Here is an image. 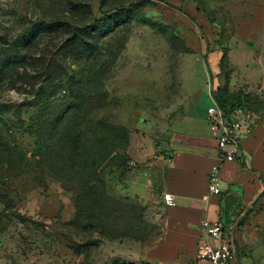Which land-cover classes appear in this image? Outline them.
I'll return each mask as SVG.
<instances>
[{
    "label": "rangeland",
    "instance_id": "1",
    "mask_svg": "<svg viewBox=\"0 0 264 264\" xmlns=\"http://www.w3.org/2000/svg\"><path fill=\"white\" fill-rule=\"evenodd\" d=\"M229 1L0 0V264H152L160 225L125 194L130 168L202 91L264 119V42L237 37ZM100 22L114 31L93 33ZM90 132L76 168L61 153ZM261 198L239 225L251 239Z\"/></svg>",
    "mask_w": 264,
    "mask_h": 264
},
{
    "label": "crops",
    "instance_id": "2",
    "mask_svg": "<svg viewBox=\"0 0 264 264\" xmlns=\"http://www.w3.org/2000/svg\"><path fill=\"white\" fill-rule=\"evenodd\" d=\"M227 4L237 37L250 39L253 44L264 42V0H230ZM255 6L261 9L256 10ZM258 16L261 21L256 22ZM212 100L205 91L196 99L187 98L181 114L172 122V131L158 146L159 153L151 161L139 160L127 173L125 194L130 200L144 201L160 225L158 236L143 244L145 257L152 264H204L197 261L199 244L205 238L203 219L222 222L232 229L236 258L230 264H241L242 251L247 257L253 256L255 264H264L263 228L255 239L242 226L233 235L237 222L264 195V119L253 123L251 133L242 143L241 157L222 164V192L209 195V173L220 164L217 136L207 119V107ZM152 150L157 149L153 146ZM165 193L173 195L176 206L165 204ZM157 209L161 217L156 215ZM260 209L259 203L249 219L262 216ZM211 241L219 244L217 240Z\"/></svg>",
    "mask_w": 264,
    "mask_h": 264
},
{
    "label": "built area",
    "instance_id": "3",
    "mask_svg": "<svg viewBox=\"0 0 264 264\" xmlns=\"http://www.w3.org/2000/svg\"><path fill=\"white\" fill-rule=\"evenodd\" d=\"M207 107V119L211 130L216 134L220 150V164L214 165L208 176L209 195H218L222 192L223 180L220 175L221 166L227 161L238 160L242 155V143L251 133L253 119L251 112L244 105L227 112L216 100ZM164 202L169 207L176 206L171 193L164 194ZM156 215L161 217L157 209ZM201 228L205 236L199 244L197 261L204 264H230L236 258L235 248L231 237V228H225L222 222L203 219ZM228 230V231H227ZM211 240L219 241L214 245Z\"/></svg>",
    "mask_w": 264,
    "mask_h": 264
},
{
    "label": "trees",
    "instance_id": "4",
    "mask_svg": "<svg viewBox=\"0 0 264 264\" xmlns=\"http://www.w3.org/2000/svg\"><path fill=\"white\" fill-rule=\"evenodd\" d=\"M125 8V7H124ZM121 9L119 12H118V15L119 14H121L123 11L122 10H125V9ZM197 9H199V7H197ZM116 17H117V15H116ZM115 17V18H116ZM108 23L107 22H100L99 23V25H95L93 28H92V32L94 33V32H96L97 31V29L99 28V29H103V28H106V25H107ZM61 25V23H58V22H56V23H52V24H48V25H45L44 27L46 28V27H51V26H60ZM111 27H107L106 29H104V33L105 32H107V33H109V32H112V31H114V29H110ZM109 29V30H108ZM80 31V32H88L89 31V29L88 28H84V29H81V28H76V30H74V32L75 31ZM90 43V46H91V49L93 48V46H94V43H93V41H91V42H89ZM217 102V101H216ZM221 107H223L224 109H225V111H227V112H230V111H232V110H234L236 107H238V106H240V105H243L241 102H237V103H235V104H232V103H229V102H221V103H219V102H217ZM92 121V119L91 118H89L88 120L87 119H85L84 120V122H85V127L87 128L88 126H90V128H92L93 127V124L94 123H92L91 122ZM125 135L122 137L123 139H126L127 138V135H126V133H124ZM94 140H95V137L93 136V134L90 132V134L88 135V136H86V135H79V136H76V138H74V141H73V143L71 144V145H73V147L72 148H70V149H68L67 151H66V149L61 153L62 155H65V153L66 154H70L71 152H72V158H74V160H78V164H77V167L76 168H78V167H82V164H84V165H86V163H83L82 161L84 160V157H83V152H82V150L80 149V147L79 146H81L84 142H86V143H89V142H92V145L94 144ZM86 160L87 161H92V162H94V160L96 159V155H94V153H93V151L91 150H87L86 151ZM82 163V164H81ZM87 166V165H86ZM100 184H102V183H100ZM82 187L83 188H86L87 190H91L92 189V187L91 186H89V184L88 183H82ZM94 187H97V185H94ZM90 194H91V192H90ZM103 196L105 197V198H107V200H110V201H114V199L111 197V196H109L108 194H106V193H104L103 192Z\"/></svg>",
    "mask_w": 264,
    "mask_h": 264
},
{
    "label": "water",
    "instance_id": "5",
    "mask_svg": "<svg viewBox=\"0 0 264 264\" xmlns=\"http://www.w3.org/2000/svg\"><path fill=\"white\" fill-rule=\"evenodd\" d=\"M254 205V204H253ZM253 205L248 209V211H250V209L253 207ZM247 211V212H248ZM247 214V213H246ZM246 215H243L242 218L237 222L236 226L233 228V235H236V230L239 227L240 223L242 222V220L245 218ZM225 226V225H224ZM226 228V226H225ZM235 247H236V251H237V256H238V245L237 242H235Z\"/></svg>",
    "mask_w": 264,
    "mask_h": 264
}]
</instances>
